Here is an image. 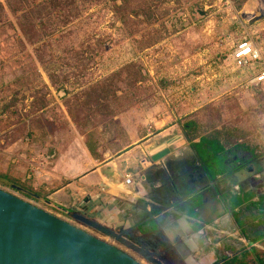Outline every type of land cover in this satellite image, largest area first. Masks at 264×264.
Instances as JSON below:
<instances>
[{
  "label": "rangeland",
  "instance_id": "374dc122",
  "mask_svg": "<svg viewBox=\"0 0 264 264\" xmlns=\"http://www.w3.org/2000/svg\"><path fill=\"white\" fill-rule=\"evenodd\" d=\"M74 1L77 8L67 0H0V189L148 264L74 216L51 208L46 193L27 178L26 160L31 159L32 147L36 149L28 132L32 121L41 119L46 110L41 105L34 107L33 102L38 96L46 100L51 95L46 103L54 112L49 116L53 125L48 130L55 137L53 146L62 142L68 130L72 139L73 128L76 138L84 137L86 142V136L95 128L103 135L108 123L100 124V119L89 112L80 116L77 111L80 126L76 125L65 102L76 109V99L82 92L111 75H119L127 66H137L144 76L138 86L149 92L119 114L125 117L131 132L147 134L150 120H139L146 112L152 117L158 112L156 119L159 115L165 117L166 128L178 124L181 129L193 131L191 123L204 120L205 113L215 109L219 111V117H215L219 126L248 135V142L242 143L248 151L254 146L264 148V85H251L249 72L236 69L231 60L234 47L245 39L264 51V19L248 20L260 15V0H146V4L145 0H132L136 11L151 8L156 23L150 25L145 15L132 14L128 26L122 24L114 8V3L122 4L121 0ZM26 13L36 29L43 30L42 40L35 45L29 43L22 29L28 24H22ZM50 76L55 80L52 90L47 87L52 84ZM123 94L118 92V96ZM116 124L121 129L119 138L106 141L104 149L110 144L123 147L132 143L123 125ZM81 126H85L86 135L80 132ZM53 146L49 148L53 150ZM6 175L17 180L18 187ZM19 187L31 188L32 194L40 198L26 196ZM252 248L257 247L249 250ZM227 253L223 257L234 256L233 252L231 257Z\"/></svg>",
  "mask_w": 264,
  "mask_h": 264
},
{
  "label": "flooded vegetation",
  "instance_id": "af4514ba",
  "mask_svg": "<svg viewBox=\"0 0 264 264\" xmlns=\"http://www.w3.org/2000/svg\"><path fill=\"white\" fill-rule=\"evenodd\" d=\"M233 152L236 153H219L224 157L223 165L216 163L214 156H208L210 162L206 165L198 147L191 144L182 158L167 159L160 164V169L152 167L143 172L148 182L140 189L138 199H141L125 202L131 207V214L142 215L140 222L129 228H108L140 246L156 232L147 226V235L143 239L138 229H144L147 221L161 213L162 208L175 205L178 212L175 217L179 222L167 221L168 227L161 229L149 245H144L150 261L135 255L148 264H223L226 245L235 248L241 241L234 213L241 210L242 204L233 208L231 201L235 197L243 201L246 194H251L254 195L252 203H257L264 196V177L261 173L264 172V157L254 150ZM208 167L210 172H221L213 178ZM174 182L180 189L178 196L171 198L169 188Z\"/></svg>",
  "mask_w": 264,
  "mask_h": 264
},
{
  "label": "crops",
  "instance_id": "0c3cea01",
  "mask_svg": "<svg viewBox=\"0 0 264 264\" xmlns=\"http://www.w3.org/2000/svg\"><path fill=\"white\" fill-rule=\"evenodd\" d=\"M258 48L264 56L263 48ZM47 87L52 90V84H47ZM50 96V94L47 95L46 100ZM156 114L154 117L157 116ZM141 116L139 120L142 123L150 120L147 123L149 125L147 134L142 135H139L138 131L129 130L124 116L119 115L114 119L116 123L123 125L126 138H129L132 143L123 147L121 151L110 148L100 149L102 160L95 159L91 155L84 137H80L78 133L80 138H76L75 128H73L74 137L71 139L70 131H66L68 132L64 136L66 138L63 137L57 147L53 146L55 137L51 135L44 144L34 143L33 146L36 149L32 147L31 159L26 160L29 164L24 170L28 172L27 178L33 182L35 187L46 193L47 204L61 214L69 217L81 215L92 218L113 229L133 226L134 223L140 222L142 215L131 214V207L125 205V197L131 196L130 201L132 202L141 199H138L140 189L148 182L143 172L152 167L160 169V164L167 159L182 158L191 144L197 147L201 145L203 152L206 153L203 154V161L207 165L212 155L210 141L215 138L218 144L222 142L215 135L211 136L209 132L197 136L191 129L186 131V127L181 129L178 124H172L166 128L165 117L160 115L158 119L148 112ZM150 123H153V126ZM242 143L243 141L240 140L238 147L226 151V154H235L236 152L233 151L238 150L248 151L247 145L244 146ZM50 146H53V150L49 148ZM44 150L47 153H44ZM13 162L17 163L18 160L14 159ZM127 173L134 177V182L130 186L124 182V175ZM176 186L178 185L174 182L169 188L171 198L178 196ZM33 197L37 200L40 198L39 195ZM132 208H134L133 205ZM258 244L256 243L257 247L261 248Z\"/></svg>",
  "mask_w": 264,
  "mask_h": 264
},
{
  "label": "trees",
  "instance_id": "16d2710c",
  "mask_svg": "<svg viewBox=\"0 0 264 264\" xmlns=\"http://www.w3.org/2000/svg\"><path fill=\"white\" fill-rule=\"evenodd\" d=\"M70 4L75 5L74 0H67ZM86 1H95V0H86ZM116 1V0H115ZM161 0L160 2H163ZM121 5L114 3V8L118 13L120 20L124 26L127 25V21L130 19L132 14H136V16L145 15L148 20V24L152 25L156 23V20H153L152 17L153 13L151 8H147V10H135L132 6V0H121ZM146 0L144 4H146ZM39 5H37L38 7ZM133 7V8H132ZM77 8V5H75ZM23 17V23H28L27 25H23V32L27 36V39L31 45H35L39 43L42 38L43 30L36 29L33 19L31 18L29 13H26ZM153 20V21H151ZM145 21V20H144ZM140 23H144L143 21ZM40 61H43V57L39 55ZM126 73V74H125ZM128 74V75H127ZM144 79V76L137 70V66H127L123 69V71L119 75H111L105 82H100L91 86L88 90L82 92L80 96L76 99L75 108H72L65 102L67 113L72 118L73 122L76 125L80 126V123H77V116L75 112L78 111V115H82V113L91 114L94 119H100L97 122L102 124V122L108 123V128L104 129V134H99L96 128L92 131V133L86 136V146L89 149L91 155L98 160H102V155L99 153L100 149H104L106 145V141L108 140H115L119 138L118 132L121 130L120 126L113 121L114 117L118 116L119 114L128 110L132 104L139 103L140 97L146 96V93L149 92V89L144 88L142 86H138L139 82ZM50 80L52 86L55 87V80L53 76H50ZM122 91L124 94L122 96H118V92ZM139 96V99L137 98ZM86 100H85V98ZM84 99L81 103V99ZM89 102V104H88ZM33 106L41 105L42 108H46L44 110L42 118L34 119L31 123L28 135L32 139L33 143H46V140L50 134L48 131L50 126L53 125L50 115H52L53 110L52 108L48 109V104L46 103L45 97L42 96L41 98L36 99L33 102ZM96 104V105H95ZM75 109V110H74ZM57 110V109H56ZM60 113L63 114L62 111L59 110ZM64 115V114H63ZM219 117V111L212 109L205 113L204 120L194 121L191 123L192 125V132L194 135H201L203 133H211L212 136L215 135L217 139L221 140V143H217L215 138L214 140L210 141V147L212 148L211 156H214L215 162L223 165L224 157L219 156V153H224L232 148H236L239 144V141H244L248 139V135L245 133H241L237 129L227 128L224 125L219 126V122L215 117ZM90 119V117H89ZM104 119V120H103ZM86 128L88 125H86ZM82 127L80 132L82 135H86V128ZM218 127H221L218 129ZM189 128H186L187 131ZM202 132V133H201ZM112 138V139H111ZM243 139V140H242ZM204 142V140H203ZM248 142V141H247ZM110 144V148L115 151H121L123 147L127 146L124 145L121 147L119 144ZM198 149L200 154H206L203 152V148L201 145H198ZM253 150L259 155L260 157H264V148L260 146H254ZM207 157V156H206ZM218 164V165H219ZM210 169V167H209ZM208 172L211 174L213 178L219 175V172ZM0 174V178H1ZM7 176V175H6ZM15 187L17 186V180L14 178L7 176ZM19 190L23 192L28 197H33L34 194L31 192V188L28 187H19ZM254 195L246 194L245 198L240 200L239 197L233 198L231 201L232 207H240L241 210L239 212L234 213L235 221L238 225V229L241 232V241L237 247L232 248L229 244L223 249V253L227 251H232L234 256L232 258H225L223 264H264V196L257 203H252V199ZM245 202V203H244ZM242 240H245L249 245H253L259 243L261 248H252L251 250H246L244 246H242Z\"/></svg>",
  "mask_w": 264,
  "mask_h": 264
},
{
  "label": "water",
  "instance_id": "95a60500",
  "mask_svg": "<svg viewBox=\"0 0 264 264\" xmlns=\"http://www.w3.org/2000/svg\"><path fill=\"white\" fill-rule=\"evenodd\" d=\"M258 12L259 16H250L248 20L256 22L264 18V0H260ZM176 191L179 192L177 186ZM130 197L126 196L125 199ZM177 213L175 205L164 207L161 213L147 221L144 229L140 227L138 231L144 239L147 235L145 229L150 226L155 229L156 234L151 238L155 240L161 229L168 227L167 221L177 219ZM74 218L150 261L144 247L149 245L151 239L137 246L96 220L81 215H74ZM0 264L142 263L122 248L0 189Z\"/></svg>",
  "mask_w": 264,
  "mask_h": 264
},
{
  "label": "built area",
  "instance_id": "2783aa9c",
  "mask_svg": "<svg viewBox=\"0 0 264 264\" xmlns=\"http://www.w3.org/2000/svg\"><path fill=\"white\" fill-rule=\"evenodd\" d=\"M231 60L236 68L245 72L247 70L251 75L250 83L253 86L264 85V56L252 41L245 39L239 42L233 49ZM124 182L130 186L134 182V177L130 174L124 175ZM245 249L249 250L251 247H257L256 244L249 245L243 241ZM231 257V253H227Z\"/></svg>",
  "mask_w": 264,
  "mask_h": 264
}]
</instances>
